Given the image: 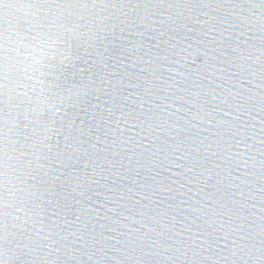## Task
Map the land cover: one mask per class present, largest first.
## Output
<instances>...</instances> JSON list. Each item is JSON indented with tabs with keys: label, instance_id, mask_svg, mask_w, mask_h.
Instances as JSON below:
<instances>
[{
	"label": "water",
	"instance_id": "obj_1",
	"mask_svg": "<svg viewBox=\"0 0 264 264\" xmlns=\"http://www.w3.org/2000/svg\"><path fill=\"white\" fill-rule=\"evenodd\" d=\"M0 264H264V0H0Z\"/></svg>",
	"mask_w": 264,
	"mask_h": 264
}]
</instances>
